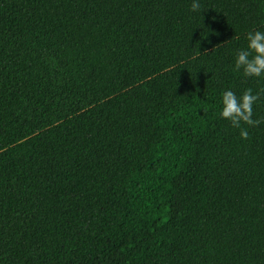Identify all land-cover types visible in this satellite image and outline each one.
<instances>
[{
  "label": "trees",
  "instance_id": "trees-1",
  "mask_svg": "<svg viewBox=\"0 0 264 264\" xmlns=\"http://www.w3.org/2000/svg\"><path fill=\"white\" fill-rule=\"evenodd\" d=\"M198 2L0 0V264H264V0Z\"/></svg>",
  "mask_w": 264,
  "mask_h": 264
},
{
  "label": "clouds",
  "instance_id": "clouds-1",
  "mask_svg": "<svg viewBox=\"0 0 264 264\" xmlns=\"http://www.w3.org/2000/svg\"><path fill=\"white\" fill-rule=\"evenodd\" d=\"M198 0H193L191 10L200 9ZM247 47L236 51L235 70L243 69L246 77H260L264 75V32L249 31L246 35ZM221 117L231 121L234 128L240 129L243 139L249 138V132L241 127V122L250 126H258L264 120L253 119V104L260 99V93L253 94L251 88L246 89L239 97L231 89L222 94Z\"/></svg>",
  "mask_w": 264,
  "mask_h": 264
}]
</instances>
